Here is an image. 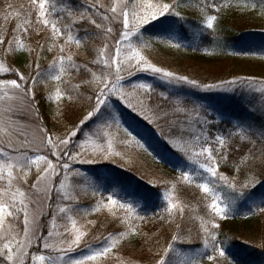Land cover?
I'll list each match as a JSON object with an SVG mask.
<instances>
[{
	"label": "rangeland",
	"instance_id": "rangeland-1",
	"mask_svg": "<svg viewBox=\"0 0 264 264\" xmlns=\"http://www.w3.org/2000/svg\"><path fill=\"white\" fill-rule=\"evenodd\" d=\"M94 2L95 0H87L89 4ZM104 2L107 5L108 0H104ZM165 2H171V0H165ZM201 2L202 0H181V7L177 11L181 13L184 20L169 17V20L174 21L171 31L164 30L155 22V26H145L142 33L144 41L149 46L143 50V54L153 64L172 71L176 75L187 76L189 79L196 80L198 73L203 71L215 75L216 79H213L215 81H222L228 77L240 78L242 83L250 85L257 92H261L260 89H264V10L259 6L260 0H250V2L257 4V8H249L248 10H242L240 0H232L231 6L222 7L217 14L215 31L203 26L202 16L197 7ZM84 3L85 0H73V7H78ZM216 3L223 4L224 0H216ZM29 4L30 0H0V35H6V40L13 35L16 24L31 12ZM184 25H186V29L182 28ZM33 27L39 28L40 26L34 25ZM78 27L81 29V36L84 35V27L91 28L90 25H78ZM115 28L117 29L116 34L108 41L109 54L113 52L119 25L116 24ZM229 28L233 30L232 36L235 35L234 38L227 37ZM92 30L94 31V29ZM236 31L249 33L245 37L242 35L243 39V37H239L240 33ZM206 32H210L208 36H205ZM48 35L47 31L41 32L40 35H36L34 31L30 32L24 39L27 45L35 50L31 55L27 52H18L15 55L4 57L3 49L0 48V59L5 61L6 66L23 73L26 78L29 77L30 73L34 74L33 69L37 61L41 71H46L55 56V52L47 51L50 43L46 40ZM202 41H206V47L202 50L204 56H198L194 52L200 51L199 46ZM134 42L140 43L135 38ZM40 44L44 45V51H40ZM174 44H179L180 47L172 46ZM101 46L100 41H90L87 47L76 49L73 46L71 51L78 52L79 55L75 59L78 64H84L95 58L94 48ZM189 50H192L191 55H187ZM216 55L230 57V61L207 59ZM18 58L24 60L25 63L22 66L16 63ZM88 66L93 71L99 72L98 66L91 63H88ZM121 75L123 80L120 86L125 93V99L122 100L117 95L109 96L107 105L102 106L101 112L82 126L77 137L73 138V143L69 145L71 151H80L75 146L76 142L83 141L85 133L91 134L103 125L107 131L115 136L114 150L121 155L113 156L108 160L97 158L96 162L91 164L72 161L67 156L63 157L62 162H68L71 165L67 174L69 182L76 189L79 197L78 203L73 205L74 212L72 215L78 221L77 226H83V230L88 232V236L81 247L68 253L65 259L69 257L79 259L83 255L89 254V246L93 249L100 247L104 237L108 236L109 233L124 230V226L119 223V220L113 218L107 210L93 211L96 201L101 196L106 198L111 194L122 202H132L139 215L145 216L147 219L143 222H136L139 234L123 240L110 254L105 264H155L162 249L170 242L171 236L177 231L180 232V222L189 213L188 215L192 219L195 217L198 223L197 227L196 225L192 227L194 231L196 230L194 235L196 238L182 239L185 241L182 245L176 242L174 247L181 255L171 254L170 256L175 264H181L185 256H191L197 250L204 251L199 218L208 219V214L205 201L202 198L203 194L195 186V183L191 185L176 183L182 171L192 172L195 175L196 172H202V170L174 148L169 141L181 137L183 140L192 139L191 133L201 130V124L197 122L198 119H206L209 121L206 127L210 140H214L215 135L218 134L228 138L229 147L225 150L228 154L235 152L238 157L242 158L251 152L259 157L260 152L264 151V140L259 139V132L264 128H261L258 123L264 122V117L261 116L262 109H242L246 111L245 115L248 118L235 117L236 119L228 122L227 118L219 114L220 108L217 103L228 106L231 102L230 97H232L231 95L228 96L229 92L223 95L221 93L224 90L221 89L218 92L214 90L205 91L187 84H169L150 72L133 70V74L129 75L128 71H122ZM250 78H254V81ZM0 79H18V77L10 72L0 75ZM65 79L69 83L62 85V87L70 88L72 85L81 83L84 79H90V73H86L82 69L80 73L73 72L71 76L65 77ZM141 82L153 85L151 99L147 102L154 111H158V105L168 111L169 116L166 121L158 120L156 123H149L140 114L139 108L133 111L132 108L128 107L129 102L135 105L137 97L142 95L141 90H136L132 96L127 95L133 93L132 86L134 84ZM220 86V88L225 86L237 87L223 82ZM55 87L54 81L38 82L35 86L36 99L34 101L24 97L15 101L0 102V129H3L0 131V148L13 156L20 152L32 157L40 154L47 155L54 163L56 162L55 157L50 155V151L44 143L45 133L42 129H47V133L53 137L63 138L88 111H91L95 103V92L98 89L95 86L84 85L78 94L76 92L71 93L73 95L72 101H68L65 97L58 104L48 99L49 93L54 91ZM157 87L156 90L158 91L155 92L154 89ZM161 93L167 96L166 100L162 98ZM261 95L260 103L264 102V92H261ZM235 99L232 97V101ZM251 106L252 103L248 104V107ZM176 108H182L184 111L175 112ZM113 116L118 118L119 129L112 120ZM108 124H112V127L107 128ZM125 128L132 132L141 143L145 144L148 150L141 149L135 143H123L124 140L128 139L123 131ZM242 129L245 133H255V135H250L249 140L242 141L239 136ZM233 133L236 135H230ZM195 150L198 151V147ZM89 158H91L90 150ZM41 167L44 165L42 164ZM219 172L228 176L229 179L234 178L238 186L241 182H246L249 176L255 174L253 170L249 171L247 167H241L240 171L237 172L236 166H233L232 170H228L222 168L221 165ZM36 175L37 171L33 166L31 174L27 178V184L23 183L22 180L17 181V183L28 196L31 215L39 217L38 225L30 226L31 234L34 235L38 228L39 232L46 236L51 228L57 203L71 202L58 201L54 191L51 193V200H49L44 191L32 188ZM63 176L64 173L61 172V175L56 178L57 185ZM118 181L140 190L149 199V203L146 204L145 201L121 189L123 186L117 183ZM196 182L204 181L198 177ZM173 183H176L175 190H172L171 187ZM217 184L218 191L225 202L235 199L238 195L222 182L218 181ZM258 185L255 188L244 189V197L236 199L235 203L230 205L232 211L228 214V218L223 220L217 218L220 228H225L224 230L219 228L218 240L223 241L226 254L229 260L233 261V264H264V213L256 210V205L264 199V195H262L264 191L254 193ZM43 186V183L39 185L40 188ZM92 186L98 189L99 195H92ZM82 188L88 189L87 195L81 192ZM166 189L172 192L174 203L179 201L186 205L183 219L177 213L176 218L169 222V217L163 211L165 204L163 193ZM250 194L252 195L251 199L248 198ZM250 208L253 210L250 211ZM122 214V212L118 213V215ZM160 215H164V220L159 219ZM233 218L243 220L257 218L256 222L251 221L253 222L252 225H236L241 234L251 237L254 242H257L256 239L263 241L260 244V241L254 243L249 239L260 247L255 252L258 255L254 254L255 259L248 258L249 261H247L241 258L240 253L232 246L231 242L237 237L233 234V228H235L231 220ZM22 220L23 216H20L19 223L10 221L13 228L18 229L21 235L24 227ZM88 221L92 223L89 224ZM56 223L60 226L58 230L61 232L64 231L63 225L67 224L69 228L71 227L70 223L59 217L56 218ZM177 224L180 225L179 230L176 227ZM107 231L109 232L107 233ZM96 234L98 235L95 236ZM38 247L39 251L44 252L42 242H34L31 251L36 252ZM201 264H210V262L203 258Z\"/></svg>",
	"mask_w": 264,
	"mask_h": 264
},
{
	"label": "snow or ice",
	"instance_id": "snow-or-ice-1",
	"mask_svg": "<svg viewBox=\"0 0 264 264\" xmlns=\"http://www.w3.org/2000/svg\"><path fill=\"white\" fill-rule=\"evenodd\" d=\"M232 0H224L223 4L216 3V0H202L198 10L202 16V23L206 29L215 31L217 14L222 7L231 6ZM242 10L249 8L256 9L257 4L250 0H240ZM260 8L264 10V0H260ZM29 7L31 12L25 18H22L13 30L11 38L6 40V35H0V48L3 49V56L15 55L18 52H27L29 55L35 51L29 47L25 41L30 32L40 35L41 32L47 31L49 35L46 40L50 41L47 47L48 52H55L52 63L46 71H41L38 61L35 63L34 74L25 77L18 70L6 66L3 59H0V75L14 73L18 79H0V102L15 101L27 97L30 101L36 99L35 86L38 82L54 81L56 87L54 91L48 95L49 100H53L59 104L65 97L68 101H72L71 93H79L82 86H95L98 90L95 92V103L91 111L72 128L63 138L59 136L53 137L47 133V129H42L45 133L44 143L50 151V155L55 157L56 162L49 159L47 155H35L34 157L20 152L18 155H10L8 151L0 148V264H105L110 254L114 252L117 246L127 237L139 234L137 221L143 222L147 218L139 215L136 206L132 202H122L113 195L103 196L96 201L93 211L102 209L124 226V230L109 233L104 237L103 244L98 248L89 246V254L83 255L79 259H65L68 253L81 247L88 232L83 230V226H77L78 221L74 218L73 205L78 203L79 197L76 189L69 182L68 170L71 165L68 162H62L63 157L67 156L72 161L80 163H94L97 158L108 160L113 156H120L121 153L114 150L115 136L105 129V126H99L91 134L85 133L83 141H77L75 146L80 151H71L69 145L73 143V138L77 137L83 125L93 119L94 116L101 112L102 106L107 105L108 97L117 95L120 99H125V93L122 89L121 81L122 71H128L129 75L136 72H150L162 81L169 84H187L193 88H199L205 91L220 88L216 84L201 85L194 79L187 76L176 75L172 71H168L162 67L153 64L147 56L143 54V50L149 45L144 41L142 29L147 25L155 26L158 23L164 30L171 31L174 21L169 17H175L178 20H184L178 8L181 7V0H108L107 5L104 0H95L94 3H87L78 7H73V0H30ZM103 10V11H102ZM19 15V14H17ZM119 25L118 37L115 39L112 54H109L108 41L116 34L115 25ZM39 25V28H34ZM78 25H90L84 27V35H80L81 29ZM94 29V31L92 30ZM134 38L140 41L139 44L134 42ZM62 41V42H61ZM90 41H100L101 47H95V58L90 62L92 65L99 67V72L93 71L88 63L78 64L75 57L78 52L71 51L75 46L76 49L87 47ZM171 43V42H170ZM180 47L179 44L172 45ZM44 45L40 44V51H44ZM90 73V79H84L81 83L72 85L70 88L62 87L69 83L65 77L71 76L73 72ZM223 83L235 84L236 81H226ZM134 95L136 90H141L142 95L137 97V103L134 105L128 103V107L136 111L140 109V114L144 116L149 123H156L158 120H167L169 112L165 111L161 106H157L158 111H154L147 101L151 99L153 85L149 83H137L133 86ZM227 90V89H221ZM264 92V89H260ZM21 94V95H17ZM163 99H167L161 93ZM91 99V97H89ZM184 109L176 108L175 112H183ZM112 120L119 129L118 118L113 116ZM201 124L199 132L193 131L192 139L183 140L177 138L170 140L174 148L187 157L189 161L197 164L202 172L182 171L176 183L193 184L203 194L205 207L207 209L208 219L200 217L199 229L202 233V243L204 251L197 250L191 256H185L181 264H201V260L206 258L210 264H233L226 254L223 241L218 240V230L220 228L217 218L220 220L228 218V214L232 211L230 205L235 203L236 199L244 197V189L250 187L255 188L257 184H264V179H257L255 174L249 176L246 182L237 185L235 179H229L228 176L219 172L221 160H227V152L229 147L228 138L223 135H215L214 140L209 139L206 125L209 123L206 119H198ZM112 124H108L107 128H111ZM3 131V129H0ZM128 139L123 143H135L136 146L147 151L145 144L141 143L135 135L127 128L123 129ZM236 135V133L230 134ZM250 135L255 133H245L242 129L239 133L240 139L246 141L250 139ZM259 139L264 140V130L259 132ZM198 147V151L195 150ZM89 150L90 157L89 158ZM14 151H16L14 149ZM202 158V159H201ZM44 167H41V165ZM33 166L37 171L35 182L32 188L38 191H44L47 198L51 200V193L54 191L58 201H68L71 203H57L56 211L53 213L51 228L47 235L39 232L38 228L35 234H31L30 226L38 225L37 216H32L29 210V199L25 191L18 186L17 181L22 180L27 184L28 176L31 174ZM264 167V151H261L259 157L253 153L246 154L240 159L236 166L237 172L241 167H247L252 171V167ZM59 169V170H58ZM64 173L63 179L56 184V178ZM19 173V175H17ZM79 174V173H77ZM206 174V175H204ZM264 175V173H262ZM201 178L204 182H196L197 178ZM222 182L233 193L238 195L233 200L225 202L218 191L217 182ZM43 183V188L39 185ZM176 183L172 184V190H175ZM81 192L87 195L88 189L82 188ZM92 195H99L96 187L92 186ZM264 195V194H262ZM249 199L252 198L250 194ZM145 199V197H140ZM165 202L163 211L169 217V222L176 218L177 213L183 219L186 205L182 202H173L172 192L165 190L163 193ZM255 203V202H254ZM250 211L253 209L250 208ZM256 210L264 213V199L260 204L256 205ZM123 213L118 215V213ZM23 216V233L13 228V222H20L19 218ZM66 220L70 223L63 225L64 231H59L56 218ZM164 215H160L159 219L164 220ZM91 224V221H88ZM179 230L180 225H176ZM181 240L180 232L171 236L170 242L162 249L159 258L155 264H175L170 259L171 254L180 256L181 253L176 250L174 244ZM34 242H42L44 252H32Z\"/></svg>",
	"mask_w": 264,
	"mask_h": 264
},
{
	"label": "trees",
	"instance_id": "trees-1",
	"mask_svg": "<svg viewBox=\"0 0 264 264\" xmlns=\"http://www.w3.org/2000/svg\"><path fill=\"white\" fill-rule=\"evenodd\" d=\"M192 20H194V19H192ZM185 26L186 25H184L182 28L183 29H186ZM227 31H228V35H227L228 38H234L235 37V35L232 36V34H233L232 31L233 30H231L229 28ZM236 32L240 33V35H239L240 38L243 37L242 35H244V37H245L249 33V32L243 33L242 31L241 32L240 31H236ZM209 33L210 32H206V35L205 36H208ZM244 37H243V39H244ZM205 42L202 41L200 43V46H199L200 47V51L194 52V53H197L198 56H204L202 54L203 53L202 50H203L204 47H206ZM191 54H192V50H189L187 55H191ZM206 57H208V56H206ZM229 58L230 57H227V56H224V55H221V56L216 55V56H214L212 58H209L208 57L207 59H209V60H213V59H225V60L230 61ZM21 60H22V62H21ZM16 63L18 65L22 66L23 63H25V62H24V60L22 58H18L16 60ZM26 64H27V58H26ZM215 77L216 76L213 75V74H209L207 72L201 71V72L198 73V78H196V80L200 84H202V85L203 84H216V85H220L222 82L235 80L236 83L235 84H232V85H235L237 87L233 88V87H230V86H225L223 88L214 89V91H217L218 92V90H220V89H227V90H224L221 94L225 95V94H227L229 92V95L228 96L231 95L232 97L237 98L235 100V102L236 101L240 102V104L242 105L241 106L242 109H245L247 107L246 106L247 104L252 103V106L254 108L262 109V114H264V111H263V109H264V102H261V103L259 102V101H261V97H262L261 92H257V91H255V89H252L250 85H246V84L242 83L240 81V78L228 77V78H226V79H224L222 81H219V80L215 81V80H213V79H216ZM250 79L253 80L254 78H250ZM156 89H158V87L154 89L155 92L158 91ZM232 97H230V98H232ZM166 108H168V107L166 106ZM258 123H259V125H260L261 128H264V122H258ZM240 159H241V157H238L235 152H233L232 154H228L227 153V160H221L220 161V165L222 166V168H225V169H228V170H232L233 166H237L239 164ZM256 168L257 167L253 166L252 167V170L255 172V175L257 176V178L258 179H264V175H262V173H264V167H258V170H256ZM262 189H264V184H259L257 186V190H262ZM188 214L180 222V225H181V228H180L181 240L182 239L187 240L189 238H192V239L196 238V237H194V235L196 234V230L194 231V229L192 227H195V225L197 227L198 226V223L196 222L195 217H194V219H192L190 217V215H188ZM194 220H195V222H194ZM231 220L233 222V227H235V228H233L234 229L233 234L234 235H237V237L235 238V240H233L231 242L232 243V246L236 249V251H238L240 253L241 258H244L247 261H249L248 258L249 259H252V260L255 259L254 258L255 255H258V254H255V252L260 247L256 246V244H254V243H257V242L260 241V244H261L263 241L262 240H259L258 241V239H256L257 242H254L253 240H251V237H249V236H247L245 234H241V232H239V229H238V227L236 225H246V226L247 225H252L253 222H256L255 220H257V218H255V219H248V220H243V219L237 218L236 220H234V219H231ZM251 221H253V222H251ZM184 228H185V230H184ZM249 239L252 242H254V243H252L251 241H249ZM182 241L183 242L177 241V243L182 245L185 242L184 240H182Z\"/></svg>",
	"mask_w": 264,
	"mask_h": 264
},
{
	"label": "bare ground",
	"instance_id": "bare-ground-1",
	"mask_svg": "<svg viewBox=\"0 0 264 264\" xmlns=\"http://www.w3.org/2000/svg\"><path fill=\"white\" fill-rule=\"evenodd\" d=\"M231 99V102L229 103V105L228 106H226V105H222V104H220V103H217V105H218V107L220 108V111H219V114H221V115H223L224 116V118H227V120H228V122H231V120L232 119H236L235 117H243L244 119H246V118H248L245 114H246V111H244V110H242V105L240 104V102H238V101H236L235 102V100L237 99H235V100H233L232 101V98H230ZM240 105V106H239ZM247 107L246 108H249L250 110L251 109H254V107L253 106H251V107H248V104L246 105ZM241 107V108H240ZM245 108V109H246ZM262 117H264V114H262L261 115ZM121 177V176H120ZM116 178L118 179V180H120L119 178H118V176H116ZM112 180L114 181V179H113V177H112ZM115 183V182H114ZM117 183H119L121 186H123V187H121V189H123V190H125V191H127V192H130L131 193V195L133 196V195H135V197L136 198H139L140 199V197H145L144 196V194H142L141 193V191L140 190H138V189H136V188H133V187H129V186H127L125 183H123L122 181H118ZM141 200H143V201H145L146 202V204L147 203H149V199H147V197H145V199H141ZM234 220H236L237 218H233ZM220 229H222V230H224L225 228L224 227H221ZM109 231H107V233H108ZM98 234H96L95 236H97ZM222 235V234H221ZM223 238V237H222ZM98 241V240H97ZM97 241H96V243H97ZM200 242V241H199ZM231 242V241H230ZM230 242H228V243H230ZM228 245V244H227ZM226 245V246H227Z\"/></svg>",
	"mask_w": 264,
	"mask_h": 264
}]
</instances>
